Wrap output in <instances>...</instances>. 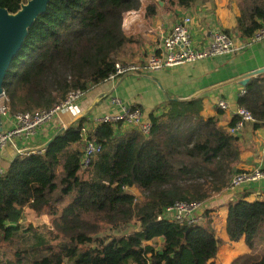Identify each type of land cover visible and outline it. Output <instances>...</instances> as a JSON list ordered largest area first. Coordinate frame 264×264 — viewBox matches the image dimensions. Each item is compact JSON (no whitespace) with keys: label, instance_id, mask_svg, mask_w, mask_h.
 <instances>
[{"label":"trees","instance_id":"trees-1","mask_svg":"<svg viewBox=\"0 0 264 264\" xmlns=\"http://www.w3.org/2000/svg\"><path fill=\"white\" fill-rule=\"evenodd\" d=\"M196 1L168 4L186 9ZM26 2L0 0V8L14 14ZM139 8L140 0H52L5 78L10 113L49 110L72 91L104 84L117 63H126L132 38L124 17ZM147 13L155 15V8ZM261 28L264 0H242L240 37ZM238 107L253 114L254 129L264 125V80L245 88ZM159 110L149 117L148 136L133 129L118 138L111 125L90 131L102 152L86 168L80 133L87 117L59 132L43 152L16 159L0 176V264H213L220 241L209 211L202 224L160 218L178 202L204 203L227 189L238 173L237 139L216 117L202 116L201 99L170 100ZM26 210L50 218V230L22 225ZM133 223L137 230L121 234ZM226 231L251 251L232 264H264L263 201L229 203Z\"/></svg>","mask_w":264,"mask_h":264},{"label":"crops","instance_id":"crops-1","mask_svg":"<svg viewBox=\"0 0 264 264\" xmlns=\"http://www.w3.org/2000/svg\"><path fill=\"white\" fill-rule=\"evenodd\" d=\"M241 1L197 0L191 7L184 9L177 5L170 6L168 0L165 2L143 0L138 10L131 11L124 17L123 30L132 38V43L126 47L122 62L145 61L158 51L164 36L187 17L192 19L190 33L196 48L208 46L218 31L232 35L237 45L245 44L247 39L241 38L237 31ZM151 7L155 8L153 16L147 13ZM259 70H264V41L245 46L229 56L206 59L196 64H184L161 72L130 75L114 83H104L87 92L81 99L80 117H87L89 121L106 113L119 112V108L111 106L110 97L119 98L126 106H137L146 120L152 113L157 114L156 110L159 108L160 112L170 100L201 99L202 116L216 117L219 127L229 132V125L239 108L240 92L253 80L257 78L264 80V73L250 77L246 87L242 82L247 76ZM220 100L229 104L227 111L217 108ZM78 118L69 113L60 114L53 121L40 127L32 137L14 138L0 151V168L6 170L27 152L43 149L59 132L72 126ZM11 123V119H2V130H9ZM132 130L120 125L118 138L125 137ZM236 139L239 160L234 165L235 173L255 168L264 169V125L254 129V124H246ZM230 182L225 191L202 203V208L197 213L201 218L199 224H202L205 222L206 212H210L213 219L212 227L220 241L219 252L212 261L213 264H232L237 258L251 253L244 239L238 242L229 240L226 231L229 203L239 199L264 202V180L236 189L230 188ZM158 243L160 244L161 240Z\"/></svg>","mask_w":264,"mask_h":264},{"label":"built area","instance_id":"built-area-1","mask_svg":"<svg viewBox=\"0 0 264 264\" xmlns=\"http://www.w3.org/2000/svg\"><path fill=\"white\" fill-rule=\"evenodd\" d=\"M140 2H143V0H140ZM191 23L192 19L187 17L176 24L171 32L164 36L158 51L149 56L145 61L137 63H117L114 72L108 77L105 83H114L130 75L161 72L184 64H196L206 59L229 56L239 52L245 46L264 41V28L259 29L241 46L236 44L235 38L232 35L224 31H218L214 34L208 46L199 49L194 46L191 38ZM85 94L86 92L81 90L72 91L62 103L55 105L49 110L34 114H11L8 107V99L3 94L0 97V151L12 142L14 138L23 137L28 139L32 137L40 127L53 121L60 114L69 113L75 118L80 117L82 112L80 101ZM244 95L245 90H242L240 97ZM109 102L111 106L119 108V112L106 113L89 120L80 133L83 142L81 158L83 168H86L91 160L102 152V146L88 137L89 132L97 127L111 125L115 130H118L120 125H125L131 129L138 130L145 136L150 134V119H144L140 108L137 106H126L117 97H110ZM217 108L222 111H227L229 104L224 100H220L217 103ZM236 118L235 125L229 130V134L233 137H238L246 124H254L256 122L253 114L245 108H238ZM2 119L12 120L9 130H2ZM43 151L40 149L27 152L25 155L29 156L30 154L41 153ZM4 172L5 170L0 168V176ZM262 180H264V169L255 168L235 174L231 179L230 188L236 189L246 184L258 183ZM201 208L202 203L178 202L166 208L160 219L187 225L198 224L199 216L197 213Z\"/></svg>","mask_w":264,"mask_h":264},{"label":"water","instance_id":"water-1","mask_svg":"<svg viewBox=\"0 0 264 264\" xmlns=\"http://www.w3.org/2000/svg\"><path fill=\"white\" fill-rule=\"evenodd\" d=\"M51 1L27 0L14 14L0 8V97L4 94L3 84L14 58L24 46L30 29L39 17L46 13ZM263 73L264 70H259L250 74L242 82V85L246 87L250 77ZM51 142L52 140L42 150L49 147Z\"/></svg>","mask_w":264,"mask_h":264},{"label":"rangeland","instance_id":"rangeland-1","mask_svg":"<svg viewBox=\"0 0 264 264\" xmlns=\"http://www.w3.org/2000/svg\"><path fill=\"white\" fill-rule=\"evenodd\" d=\"M132 193H135L136 195H139V192L137 191H132ZM199 221H200V217ZM22 225H24L25 227H29L32 226L33 228H35L36 230H38V232L41 233H47L50 228H51V219L46 217V216H36L34 214H32L30 211L26 210L23 214V219H22ZM138 229V225L137 224H132L129 229L121 234H126L130 231H134ZM110 235H116L118 236V234L114 233V232H109ZM6 258L3 259V263H6L5 260H7V258H9V256H5Z\"/></svg>","mask_w":264,"mask_h":264}]
</instances>
